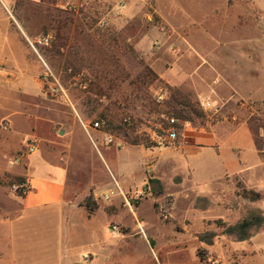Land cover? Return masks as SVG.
<instances>
[{"label": "rangeland", "instance_id": "rangeland-1", "mask_svg": "<svg viewBox=\"0 0 264 264\" xmlns=\"http://www.w3.org/2000/svg\"><path fill=\"white\" fill-rule=\"evenodd\" d=\"M3 1L0 251L11 241L16 245L14 255L9 253L6 261L48 264L51 260L48 244L56 242L59 233L56 209L49 205L21 215L20 197L10 182L13 177L26 176L14 175L23 166L9 162L24 152L33 158L34 170L28 172L35 180L43 182L49 175L56 178L60 173L56 160L48 164L38 158L44 155V146L52 157L61 154L68 143L66 116L82 132V123L101 116L113 127L125 117L132 120L134 130L110 133L121 142L119 148L105 145L97 133L92 132L91 139L84 133L79 137L77 130L71 164L76 172L75 188L92 196L97 212L117 215L118 221L112 223L123 233L130 231L127 241L142 235L137 231L144 220L142 226L151 224L163 240L183 233L184 241H198L199 233L217 231L212 246L198 241L197 250L205 255L203 264H222L225 254L233 256L228 242L237 241L222 235L215 222L234 223L249 209H258L252 207L257 203L237 196L238 182L264 192V0ZM46 33L59 38L60 54L53 59L50 47L38 49L40 59L26 42V38ZM75 59L81 67L71 75V69L65 71V67L76 64ZM22 69L42 86L46 98L37 106L18 90ZM82 78L86 87L81 85ZM52 85L60 86L64 93L51 96ZM160 93L164 95L162 104L155 101ZM185 96L204 117L183 122L176 142L147 148L145 137L156 136L159 126L166 124L165 114L173 98L181 102ZM200 102L209 106L203 109ZM7 111L11 112L9 118L3 119ZM4 120L8 131L1 128ZM58 128L64 130L62 134H57ZM10 135L13 142L25 135L36 139L21 143L17 151H6L4 144L11 143ZM31 147L33 152H29ZM231 157L242 177L231 172ZM149 179L159 184H148ZM25 184L28 187L27 181ZM110 191L113 195L105 200ZM153 203L158 206L156 216H142L144 205L152 207ZM100 215L97 220L102 226ZM155 235L150 232V240H158ZM261 236L264 240V232ZM120 253L131 261L138 256L133 250ZM191 258V249L173 257L177 261Z\"/></svg>", "mask_w": 264, "mask_h": 264}, {"label": "crops", "instance_id": "crops-1", "mask_svg": "<svg viewBox=\"0 0 264 264\" xmlns=\"http://www.w3.org/2000/svg\"><path fill=\"white\" fill-rule=\"evenodd\" d=\"M22 77L21 81L18 84V90L31 101L34 106H37L40 99L46 98L42 91V86L36 81H32L26 76L25 69L21 70ZM1 109V107H0ZM1 111V110H0ZM26 110L23 109L22 112ZM6 112V111H4ZM11 113V112H10ZM9 111L3 119L9 118ZM25 121V115L22 116ZM69 121V126L66 132V139L68 143L63 146L60 155H55L54 157L50 156V153L47 152L46 147H41L43 149L44 155L42 154V162L48 164H54L55 162L60 165V173L56 178H52L50 175L47 180L39 181L34 179V175L29 174L28 171L34 170L32 168L33 158L29 156L26 157L24 152H18L17 158L18 164H22L23 168L21 171L14 172V175H25L26 181L28 183L29 192L24 198L20 197L21 208L20 212H26V210H34L38 208H44L46 206H54L56 209V215L58 216V226L59 233L57 236L56 242H51L48 244L49 251H51V260L48 264H203L200 258L197 256V245L198 241L196 238L191 241H184V238H187L183 233L176 234V236H169L165 238L166 240L159 239L158 234L159 230L151 228V224L148 226H142L145 224L144 220L141 222L144 224H138L140 232L142 234L137 238L136 241L129 242L126 240L128 238L130 231L128 233H123V230L120 226V235L113 237L110 232V228L113 225H116L112 222H116L117 215L108 214L107 211H95L91 216H88V213L84 207L81 206L79 202L86 199V193L79 192V189L75 188L74 177H76V172L72 171L71 164L74 161V155L76 152V147L74 146V141L78 139L82 133L86 135L85 132H82L77 128L75 121L70 119L68 116L65 117ZM35 129H31V132H34ZM77 130H79V137L77 135ZM64 130L58 128L57 134L63 132ZM54 132L51 131L53 136ZM87 136V135H86ZM28 139H36L35 135H25V137L20 140L13 142V136L10 135L9 140L11 143L4 144L6 151L14 149L17 151V146ZM40 145H36V148ZM207 149H211L208 148ZM234 170V175L242 177V170L239 169V166L236 168L234 158L231 157ZM56 160L55 162L53 160ZM14 160V159H13ZM12 161V160H10ZM53 162V163H52ZM31 165V166H30ZM226 172L227 169H224ZM230 171H228L229 173ZM13 174V173H12ZM51 178V179H50ZM263 184V182L260 180ZM247 189L253 190L257 193H260L262 198L260 201L253 202L257 203L252 205V207L258 208L264 213V192L261 188H252L247 186ZM239 197V196H238ZM241 198V197H240ZM19 199V198H17ZM144 205L140 213L142 216H156L157 204L153 203L152 207ZM101 213L103 225L100 226L98 223V215ZM100 215V216H101ZM161 217L167 219V216L160 214ZM169 222V220L165 221ZM147 223V222H146ZM99 224V225H98ZM136 226V228H138ZM135 228V229H136ZM264 226L261 230L252 237L249 241L244 242H228V249L233 252V256L227 257L224 255V260L222 264H264V240H261L262 233L264 232ZM153 229V230H151ZM156 234L153 238V241L150 240L149 233ZM194 241V242H193ZM15 242L11 241L5 247H2L0 251V264H14V261H6L8 254L14 255ZM125 250L126 252H137L136 256L132 261L121 257L120 250ZM191 249L193 257L188 261L184 260H174V256H180L187 254ZM89 256L85 259L86 256ZM5 257V259H3Z\"/></svg>", "mask_w": 264, "mask_h": 264}, {"label": "trees", "instance_id": "trees-1", "mask_svg": "<svg viewBox=\"0 0 264 264\" xmlns=\"http://www.w3.org/2000/svg\"><path fill=\"white\" fill-rule=\"evenodd\" d=\"M44 1V0H41ZM58 38V37H57ZM60 44L59 38L56 39L55 42L48 48V52H50V58L53 59L55 55L60 54ZM130 52L136 56V53L133 49H130ZM137 57V56H136ZM72 62L73 57L70 58ZM74 60V59H73ZM76 64H70L69 66L65 67V71H69L71 69V75L76 74L80 70V65L77 62L78 60L75 59ZM140 64L147 70L148 67L144 65L142 61ZM50 79V78H49ZM174 117L176 119V126L180 130L182 127L183 122L192 123L194 119L203 118V112L196 108L193 104L190 103L188 97H184V100L181 102L177 101L173 98L172 106L169 107L165 117ZM101 119H105L101 116ZM107 121V128L105 131L109 133H117L120 129H132L134 130V126L132 124V120L130 117H125L121 119V124L119 126H114L108 120ZM166 122V120H165ZM145 142H149L145 144L147 148L157 147L158 144L156 142L149 141L148 135L145 137ZM13 181L10 182L11 185L17 184L18 189L16 191V196L24 198L26 194L29 192V187L26 186V177H13ZM15 182V183H13ZM158 183L157 180L149 179L148 184ZM160 192V191H159ZM236 194L237 196L241 197L245 201L249 203L260 201L262 196L260 193H257L253 190L247 189L244 187L243 184L238 182L236 184ZM83 206L88 216H91L95 213L97 207L91 195L87 196L84 202L81 204ZM215 224L222 229L221 234L226 236H233L235 241L237 242H244L249 241L252 237H254L260 230V228L264 225V215L260 209H249L246 214L240 218L238 221L234 223H226L222 220H217ZM219 236L217 231L209 230L197 235L198 241L208 246H212L214 244L215 239ZM197 256L200 258L202 262L205 261V255L201 253V250H197Z\"/></svg>", "mask_w": 264, "mask_h": 264}, {"label": "built area", "instance_id": "built-area-1", "mask_svg": "<svg viewBox=\"0 0 264 264\" xmlns=\"http://www.w3.org/2000/svg\"><path fill=\"white\" fill-rule=\"evenodd\" d=\"M2 4H4L3 0H0ZM55 41V36L51 33H46V34H40L37 35L33 38H26L27 45L29 49L34 52L40 59L41 57L38 54V49L39 48H48L50 47L53 42ZM81 77H84L82 74ZM81 85L86 87L87 81L85 78L81 79ZM51 96L55 97L59 95L60 93H64V91L60 88V86L52 85L49 92ZM155 101L158 104H162L164 102V95L163 94H157L155 97ZM201 107L203 109H206L209 104L207 102H200ZM166 120V124L163 126H159V133L156 136H152L151 134L149 135V139L152 142H156L158 146H162V144L165 143H174L178 139V128L176 126V119L174 117H168L164 118ZM1 128L3 131H8L9 124L7 121H3L1 124ZM82 128L86 135L91 139V133H97L102 136L103 143L107 146H115L117 148L121 147L122 144L119 140H116L113 135H111L109 132L105 131V128H107V121L105 119L98 118L92 122L88 123H82ZM33 148L31 147L29 149V152H33ZM19 160L14 159L9 162L10 165H15L18 164ZM12 189L14 191L18 190V185L14 184L12 185ZM116 189H120L119 186L116 184ZM114 191H110L109 194L104 195V199L108 200L109 195H113ZM110 233L112 236L117 237L120 235V230L117 225H113L110 228ZM212 264H217V262H212Z\"/></svg>", "mask_w": 264, "mask_h": 264}, {"label": "water", "instance_id": "water-1", "mask_svg": "<svg viewBox=\"0 0 264 264\" xmlns=\"http://www.w3.org/2000/svg\"><path fill=\"white\" fill-rule=\"evenodd\" d=\"M63 132H60L59 134H62Z\"/></svg>", "mask_w": 264, "mask_h": 264}]
</instances>
